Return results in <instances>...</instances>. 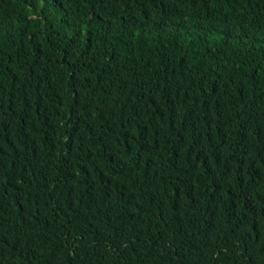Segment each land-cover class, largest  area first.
<instances>
[{"label": "trees", "instance_id": "16d2710c", "mask_svg": "<svg viewBox=\"0 0 264 264\" xmlns=\"http://www.w3.org/2000/svg\"><path fill=\"white\" fill-rule=\"evenodd\" d=\"M0 264H264V0H0Z\"/></svg>", "mask_w": 264, "mask_h": 264}]
</instances>
